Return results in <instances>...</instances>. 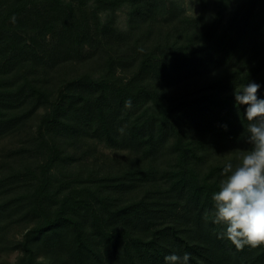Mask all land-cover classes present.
<instances>
[{"label": "rangeland", "instance_id": "obj_1", "mask_svg": "<svg viewBox=\"0 0 264 264\" xmlns=\"http://www.w3.org/2000/svg\"><path fill=\"white\" fill-rule=\"evenodd\" d=\"M54 1L0 0V13L7 10L2 15L6 23L21 22L29 13L49 9L46 5ZM57 1L58 7L77 9V14H95L89 17V34L81 51H64L53 59L38 52L34 64L23 62L0 76V96L10 100L0 106V116L19 121L0 133V206L6 207L0 210V264H73L68 246L50 239L32 241V251L27 255L24 251L29 232L60 211L72 220L67 230L96 238L95 249L99 233L111 230L108 236L113 237L123 230L125 242L115 252L97 246L101 264H146L148 261H139L143 249L136 245L149 243L158 229L168 231L172 241L181 238V249L199 241L206 246L204 231L197 230L194 222V205L203 204L191 199V187L175 192V178L191 169L195 187L204 190L200 199H211L223 178L225 163L250 147L244 131L247 121L229 136L218 132L216 125L213 130L210 124L189 126L184 114L197 107L205 112L214 109L213 103L204 100L211 96L219 104L218 111L227 109L232 101L226 98L233 95L235 87L246 84L250 70L257 69L264 43L251 39L255 34L247 32L241 19L248 16L253 0H156L148 12H138L139 6L146 5L143 0H101L102 6L100 0ZM111 4L114 8H109ZM259 9L250 16L251 23ZM239 26L244 29L241 40L249 35L246 52L196 73L185 65L178 72L181 76H175L177 71L172 70L183 53L213 51L231 41ZM19 36L26 41L36 39L33 32ZM229 77L237 81L229 82ZM32 86L34 91L25 89ZM31 93L29 100L24 98ZM126 93L141 95L138 104L121 112L126 114L119 116L121 126L101 127V112L109 113L108 104L112 110L117 95ZM14 95L17 97H10ZM93 101L95 106L90 105ZM36 102L41 105L32 110ZM242 111L234 109L231 114L242 122ZM142 118L148 125L163 120L165 132L155 130L153 139L136 144L130 128ZM146 133L140 132V136L146 138ZM140 203L148 217L158 212L157 205L168 217L159 226L139 225L137 220L105 225V221L110 223L107 212L121 207L138 209ZM175 205V212L170 211ZM212 209L202 211V217L211 218ZM129 213L127 219L133 215ZM254 251L259 258L256 264H264V247Z\"/></svg>", "mask_w": 264, "mask_h": 264}, {"label": "trees", "instance_id": "obj_2", "mask_svg": "<svg viewBox=\"0 0 264 264\" xmlns=\"http://www.w3.org/2000/svg\"><path fill=\"white\" fill-rule=\"evenodd\" d=\"M56 1H54V4L52 3L46 5V7H49V9L42 7L40 9V13L32 12L31 14L29 13L26 17L24 16L23 20H20L21 22H19L18 20H12L6 23L4 21L5 16L2 15L7 10H3L0 13V76L11 73L12 69H14L15 66L18 67L23 62H30L32 64L37 60V57L39 56L37 54L38 52H45L48 54L49 58L53 59L59 57L58 55L63 54L64 51H66V53H70L71 51L79 52L82 50V47L86 41L85 36L89 34V17L90 15H94L95 12L91 11V13H89V17L87 16V14H84L85 11L81 12L83 14H77L79 12L77 9L58 7L56 5L58 1ZM138 1L142 0H137L136 2ZM143 1L146 3V5L139 6L138 9L140 10H138V12H140L141 10H143L144 12L152 10V7H154L156 0ZM100 5H103V3H101V0ZM149 5H151L152 7ZM258 7H260L259 12L251 23L250 16H252L256 12V10H258ZM103 8L104 6L101 7V9ZM109 8H114V4H111ZM94 10H96V7ZM247 12H249L248 16L245 14L243 18H241L243 20V23L247 26L246 28H248L249 30L247 32L251 33L252 35L255 34V36L251 38L253 39V41L257 39V43H264V31L261 34L256 35L258 34V31L264 30V0H253L252 6ZM1 16L3 17V19L1 18ZM81 21H83L84 23H82ZM242 31H244V29L239 26L238 31L234 33L235 36L231 41L226 44H222V46H220L221 48L218 47L213 51H197L194 53H190L189 55H185L183 53L180 60L176 62L178 63L177 68H175V70H172L177 71L175 76L178 78L181 76V73L179 74L178 72H180L181 69L185 67V65H190L191 69H194L193 72L196 73L199 69L209 70L210 68H212V65L219 64L223 59H227L228 57L233 58L236 57L235 54L239 55L238 53L240 52H246V50L250 48L247 45V39L249 38V35H246L247 37H244V39L241 40V38L243 37ZM31 32L34 33L36 39H32L30 41L27 38L26 41L25 39H23V37L19 36V33H23V35H26ZM47 36L49 37L46 41ZM16 40H18L19 42H17ZM76 42H78V45L76 44ZM41 45H43L44 48V50L42 51L40 50ZM20 54L22 58L19 61V57H21ZM183 56L185 57L183 58ZM257 62V69L253 68L252 70H250V76H248V80L255 81L256 83L261 85L259 94L261 98H264V75L262 74L264 70V55H261ZM161 64L163 65V61L159 63V65ZM259 71L262 76H259ZM168 75L172 74L169 73ZM229 78V82L235 83V81H237V78L235 77ZM248 80H246V83L248 82ZM222 83L226 84L224 81ZM25 89L34 91L33 86L29 88L25 87ZM23 92L24 90L20 91L19 96H22ZM33 94L34 93L24 96V98L29 100L30 97L33 96ZM15 95L10 97H17ZM140 98L141 95L134 97L132 94L128 93H126V95L124 96L117 95V99L113 101L115 103L114 108L111 110L112 106L108 104L109 113L101 112L102 118L99 122V125L108 130H110L108 126L109 124L119 126V116L126 115L121 112H125L126 110L134 107L137 103V100H139ZM213 98V96L208 98L204 97V100H209L211 103H213L215 107L214 109H208L206 110V112L202 107H197L196 109L193 108V110L188 109L184 114L186 123L188 125L190 124L192 126H198L200 128L204 127V125L210 124L209 126L212 130L214 129V125H216L218 132L228 133L229 136H232L234 133H238L239 130L242 129L243 124L246 123V119L243 114L245 106H240V109L243 110L241 112V116L243 117L241 122L239 118L234 117V115L231 114L234 112V109H237V107L235 106L234 95L226 98L231 100L232 102L229 104L230 107H228L227 109L223 107L222 111H218L216 109V106H219V104L216 103ZM79 99L84 102L82 96H79ZM127 100H131L130 108L125 107V101ZM7 101L10 100L5 98L4 96H0V106H5V103H7ZM40 105V102L34 103L32 110H37ZM90 105L95 106V101H93ZM76 111L80 110L76 109ZM195 115H198V118L194 119ZM140 120V124H135L130 128L131 136H133L138 141L136 142V144L143 143L144 139H147V141L153 139V131L155 134V130L160 134H163L165 132V122L163 120H161L157 124L152 123L150 125L147 124L148 120L145 121L143 118ZM18 122L19 121L17 120L16 123ZM16 123L11 119L5 120V118L0 116V133H2L6 129L13 128ZM148 129L153 130L146 133ZM140 132H142L143 134L146 133V138L140 136ZM182 157L184 161H186V165L188 166L185 154H182ZM181 172L182 173H180V175L182 176V178H175L176 183L173 189L175 190V192H177L180 188L186 189L187 191L188 188L191 187L193 189L190 194L191 199L196 198L197 202H201L203 204V206L198 205V203L194 205V209L196 211V220L194 222L197 224V230L203 229L204 232L202 235L206 239L208 244L206 246H202V243H200L199 241L197 242V244H194L193 247L187 246L181 249V246H183V241L181 240V238H179V241L174 240V242L171 238L168 239V236L166 235L168 231H166L165 229H158L156 231L157 233H155L153 239L149 243L147 242L146 245L143 244V246L138 244L136 245V247L139 246L142 247L140 249H143L141 252L142 256L139 261H148L146 262V264H164V257L166 255L172 253L183 255V253L187 252L190 253L191 257L189 260V264H256L259 258L254 255L255 249L246 246L243 250H237L235 246L226 238H220V233L223 231V229L221 226L213 223L212 217L208 219L202 217V211H204L208 207L213 206V202L209 197L200 199V196L202 195L201 191L204 190L198 185L197 187H195L194 180L196 176L192 174L191 169L186 168ZM139 206L141 208L133 209V207L128 211L126 208L121 207L116 209V212H107L106 219L110 223L108 224V222L105 221V225H113L115 223L121 224L122 222H125L124 220H126L127 223H133V221L137 220V223H139V225L143 223L144 225H149V223H152L153 226H159L161 220L168 217L166 214H161L162 210H160L161 206L159 205H157V208L159 209L158 212L155 211L153 214L151 213V216L149 217L142 211V209L145 210L144 205L140 203ZM1 209H6L5 204L3 206H0V210ZM189 209L190 207H187L188 211ZM175 210L176 205L174 206V210L173 207H171L170 209V211L173 212H175ZM191 210H193V207L191 208ZM128 212H130V215H133L131 218L127 219L126 215ZM65 213L62 211L56 213L53 218H50L47 220V222L41 224L38 229L29 232L27 242L25 241L26 243L24 245L25 255L30 253L34 248L33 246L30 247L32 241L37 242L40 239H50L51 241H55V243L58 242L64 246H68L69 250H71L72 254L74 255L73 264H95V262L101 264L102 258L97 251V246L102 245L107 253H113L118 247L121 246L122 242H125L123 240V230L120 231L118 236L113 235V237L108 236L109 231H111L109 230L108 232H101L98 234L100 236V240L94 243L96 245L95 249L92 246L93 242H95L96 240L95 237L89 239L87 237L83 238L78 231L67 230L69 227L68 223H71L72 220L63 217ZM115 217H118L117 220H115ZM67 236L69 237L68 239ZM126 240L128 241V238H126ZM137 242L141 243L142 241L138 240ZM262 253V256H264V251ZM252 255L253 257H251ZM21 264H23V262ZM30 264L34 263L30 262Z\"/></svg>", "mask_w": 264, "mask_h": 264}, {"label": "clouds", "instance_id": "obj_3", "mask_svg": "<svg viewBox=\"0 0 264 264\" xmlns=\"http://www.w3.org/2000/svg\"><path fill=\"white\" fill-rule=\"evenodd\" d=\"M260 88L248 80L234 89L235 106H245L244 131L250 147L225 163L223 178L211 197L213 223L223 229L220 238L237 250L264 247V98ZM125 107H131V100L125 101ZM190 258L187 252L172 253L164 257V264H189Z\"/></svg>", "mask_w": 264, "mask_h": 264}]
</instances>
